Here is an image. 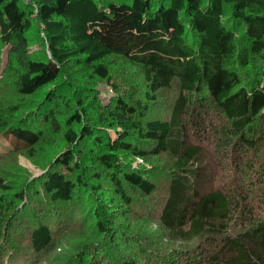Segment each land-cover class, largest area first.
<instances>
[{
	"label": "trees",
	"instance_id": "1",
	"mask_svg": "<svg viewBox=\"0 0 264 264\" xmlns=\"http://www.w3.org/2000/svg\"><path fill=\"white\" fill-rule=\"evenodd\" d=\"M34 19L41 25L36 39L44 54L30 48ZM1 46L19 95L44 89V101L57 107L61 92L77 85L65 100V105L74 101L63 121L67 148L39 178L50 202H71L74 190L83 199L89 196L81 192L80 158L88 163L83 171L91 169L97 181L105 179L111 187L103 191L110 209L132 207L138 193L151 195L162 174L167 187L158 225L168 238L194 245L181 251L186 264H264V221L231 230L233 210L241 204L221 188L198 189L200 148L187 142L182 124L187 98L204 97L219 114L215 139L239 151L264 149V0H0ZM111 55L140 67L150 101L176 83L178 95L167 118L147 117L148 105L133 96L102 102L89 84L94 78L110 82L104 60ZM254 60L260 67L251 68ZM39 111L60 130L54 109L41 105ZM12 114H0V130L22 143L12 151L31 149L40 133ZM160 154L169 159L165 171L132 164ZM11 188L0 179V241H6L4 233L25 199ZM117 211L104 217L93 213L96 229L112 246L97 256L105 260L82 258L80 264H139L130 253L137 241L113 226ZM51 234L44 224L31 227L34 255L52 246Z\"/></svg>",
	"mask_w": 264,
	"mask_h": 264
},
{
	"label": "rangeland",
	"instance_id": "2",
	"mask_svg": "<svg viewBox=\"0 0 264 264\" xmlns=\"http://www.w3.org/2000/svg\"><path fill=\"white\" fill-rule=\"evenodd\" d=\"M40 26L34 19L28 34L32 38L31 50L44 54V45L36 39ZM104 61L108 66L110 82L94 78L89 84L97 91L102 102L113 96L125 99L133 96L148 105L147 117L165 119L169 116L178 95L176 83L158 91L154 100L150 101L145 96L147 86L138 65L113 55ZM7 64L6 48L1 46L0 114H12L10 111H13L12 115L39 132L40 138L29 150L12 151L22 148V143L0 130V179L12 187V192L25 194V199L19 203L20 213L11 220L8 233H4L6 241H0V264H80L82 258L85 261L105 260L104 256H97L112 244L108 243L104 233L96 229L93 213L99 211V215L104 217L108 215V210H118L115 213L119 216L113 226H120L132 240L137 241L138 244L130 253L139 257V264H186L188 259L181 251L194 245L168 238L158 225V213L167 187L166 177L162 174L156 176L157 188L151 195L138 193L132 207L110 209V202L106 200L103 191H110L111 187L105 179L97 181L91 169L83 171L82 168L88 163L80 158L77 172H84L82 178L85 183L81 192L87 190L89 196L83 199V196H79L80 190L78 193L74 190L73 201L64 204L50 202L46 198L39 178L54 157L67 148L63 139V121L70 114L69 109L74 107V101L65 105V100L72 97L77 85H68L69 89L61 92L63 96L58 98L57 107L48 105L44 101V89L32 95H19L14 88L15 75ZM255 67H260L257 60L251 65V68ZM41 105L46 109H54L56 121L61 125L59 131L53 130L40 113ZM218 121L219 114L207 99L200 96L187 98L182 124L187 142L200 148V160L195 164L201 171L196 181L197 187L201 191L221 188L231 194L235 193V201L241 207L233 210L230 228L240 231L256 220L264 221V149L245 152L239 151L237 147H229L228 144L222 145L212 134V128ZM132 164L138 169L158 167L165 171L169 159L165 154H160L144 161L136 158ZM245 173L251 175L249 179L242 175ZM97 184L102 185L103 190H99ZM236 188L240 192L236 193ZM38 224L50 228L52 246L34 255L29 245V233L31 227Z\"/></svg>",
	"mask_w": 264,
	"mask_h": 264
}]
</instances>
